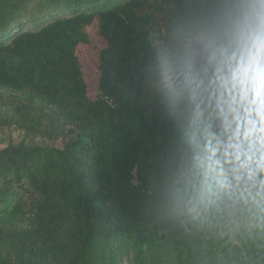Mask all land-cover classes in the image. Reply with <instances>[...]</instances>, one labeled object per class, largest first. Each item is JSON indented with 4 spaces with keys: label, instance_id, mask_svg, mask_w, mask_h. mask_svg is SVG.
Listing matches in <instances>:
<instances>
[{
    "label": "trees",
    "instance_id": "16d2710c",
    "mask_svg": "<svg viewBox=\"0 0 264 264\" xmlns=\"http://www.w3.org/2000/svg\"><path fill=\"white\" fill-rule=\"evenodd\" d=\"M187 0H0V264H264L241 204L176 215L188 114L145 86ZM104 40L92 97L79 48ZM224 229V230H223Z\"/></svg>",
    "mask_w": 264,
    "mask_h": 264
},
{
    "label": "clouds",
    "instance_id": "9594fccd",
    "mask_svg": "<svg viewBox=\"0 0 264 264\" xmlns=\"http://www.w3.org/2000/svg\"><path fill=\"white\" fill-rule=\"evenodd\" d=\"M189 135L165 177L176 215L247 206L264 228V0H187L143 69Z\"/></svg>",
    "mask_w": 264,
    "mask_h": 264
},
{
    "label": "rangeland",
    "instance_id": "374dc122",
    "mask_svg": "<svg viewBox=\"0 0 264 264\" xmlns=\"http://www.w3.org/2000/svg\"><path fill=\"white\" fill-rule=\"evenodd\" d=\"M105 46L104 40L99 38L95 31H92V43L88 46H82L79 48L81 60L83 63L84 74L87 82L90 85V94L92 97L99 95V79H98V62L99 51ZM14 130V129H13ZM10 128L0 127V148H3L6 144L4 140H8L11 135L17 137L18 133ZM224 230V229H223Z\"/></svg>",
    "mask_w": 264,
    "mask_h": 264
}]
</instances>
